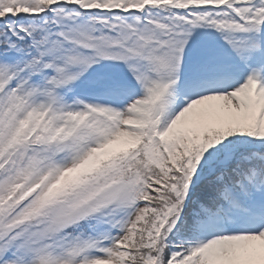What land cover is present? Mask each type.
Instances as JSON below:
<instances>
[{
    "label": "snow or ice",
    "instance_id": "snow-or-ice-1",
    "mask_svg": "<svg viewBox=\"0 0 264 264\" xmlns=\"http://www.w3.org/2000/svg\"><path fill=\"white\" fill-rule=\"evenodd\" d=\"M0 264H264V0H0Z\"/></svg>",
    "mask_w": 264,
    "mask_h": 264
}]
</instances>
